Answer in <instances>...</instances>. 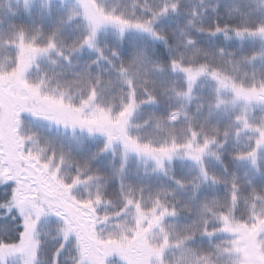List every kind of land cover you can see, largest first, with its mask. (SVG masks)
Returning <instances> with one entry per match:
<instances>
[{
    "label": "snow or ice",
    "instance_id": "obj_1",
    "mask_svg": "<svg viewBox=\"0 0 264 264\" xmlns=\"http://www.w3.org/2000/svg\"><path fill=\"white\" fill-rule=\"evenodd\" d=\"M0 264H264V0H0Z\"/></svg>",
    "mask_w": 264,
    "mask_h": 264
}]
</instances>
